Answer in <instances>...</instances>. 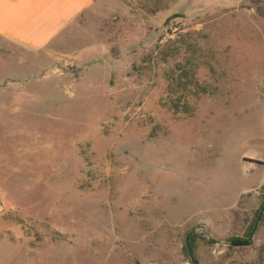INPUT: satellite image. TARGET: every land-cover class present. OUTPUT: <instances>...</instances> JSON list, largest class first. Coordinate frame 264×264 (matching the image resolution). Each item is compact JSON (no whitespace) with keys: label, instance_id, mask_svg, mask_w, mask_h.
I'll return each mask as SVG.
<instances>
[{"label":"rangeland","instance_id":"rangeland-1","mask_svg":"<svg viewBox=\"0 0 264 264\" xmlns=\"http://www.w3.org/2000/svg\"><path fill=\"white\" fill-rule=\"evenodd\" d=\"M101 2L69 44L0 40V264H193V228L199 264H264V219L228 247L264 197V0Z\"/></svg>","mask_w":264,"mask_h":264},{"label":"crops","instance_id":"crops-1","mask_svg":"<svg viewBox=\"0 0 264 264\" xmlns=\"http://www.w3.org/2000/svg\"><path fill=\"white\" fill-rule=\"evenodd\" d=\"M101 0H0V40L33 51L74 41L76 19ZM79 55H82L81 53Z\"/></svg>","mask_w":264,"mask_h":264},{"label":"trees","instance_id":"trees-1","mask_svg":"<svg viewBox=\"0 0 264 264\" xmlns=\"http://www.w3.org/2000/svg\"><path fill=\"white\" fill-rule=\"evenodd\" d=\"M178 50L179 48L174 47V49L170 50V55L175 56L176 54H178ZM167 74L168 80L170 81L168 96L166 98V104L168 105V108L175 113H189L190 109L185 102V98L189 92H194V88L198 86L196 80L194 79V68L191 65L190 59L186 60V63L184 64L181 61L175 60L174 67H172ZM194 93H196V91ZM263 204L264 197L259 205V208L255 211L252 219L250 221L248 219H245V224H247L245 225L243 234L234 236L230 239L233 244L228 246L229 248L237 249L235 248V246L243 247L247 245L250 232L257 222V216ZM260 218V220L264 219V210ZM190 248L191 250L193 249L192 239L190 240Z\"/></svg>","mask_w":264,"mask_h":264},{"label":"water","instance_id":"water-1","mask_svg":"<svg viewBox=\"0 0 264 264\" xmlns=\"http://www.w3.org/2000/svg\"><path fill=\"white\" fill-rule=\"evenodd\" d=\"M255 163H258V162H255ZM263 210H264V204H263V206L261 207L260 212H259V214H258V216H257V222L259 221V219H260V217H261V215H262ZM257 222L255 223V225H254V227H253V229H252V231H251V236L253 235V233H254V231H255V229H256ZM195 230H196V228H193L191 231H189V232L187 233V235H186V239H185V244H186V249H187V251H188L189 258H190L191 262H192L193 264H199L198 260H197V259L194 257V255H193V252H192V250H191V248H190V245H189V243H188V239H187L188 235L191 234L192 232H194ZM249 243H250V242H248L247 244H249Z\"/></svg>","mask_w":264,"mask_h":264}]
</instances>
